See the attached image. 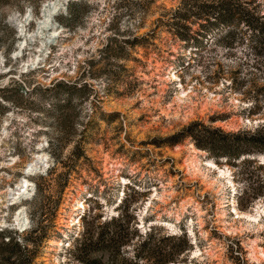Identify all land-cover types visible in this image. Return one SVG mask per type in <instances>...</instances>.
<instances>
[{
    "label": "rangeland",
    "instance_id": "obj_1",
    "mask_svg": "<svg viewBox=\"0 0 264 264\" xmlns=\"http://www.w3.org/2000/svg\"><path fill=\"white\" fill-rule=\"evenodd\" d=\"M46 1L0 0V264H86L85 230L87 264H121L149 233L139 264H264V151L222 156L185 131L264 125V0H67L43 52L15 59L12 15L32 32ZM118 215L128 243L96 242Z\"/></svg>",
    "mask_w": 264,
    "mask_h": 264
},
{
    "label": "trees",
    "instance_id": "obj_2",
    "mask_svg": "<svg viewBox=\"0 0 264 264\" xmlns=\"http://www.w3.org/2000/svg\"><path fill=\"white\" fill-rule=\"evenodd\" d=\"M227 4V3H226ZM220 5L219 9L228 11V6ZM214 7V4L211 2L204 3L202 5V10L204 11V15L207 14V16L212 15L214 18V25H228V22L230 20L223 19L220 16H218L217 12H213L209 9H212ZM200 15V14H199ZM199 123V126L202 128V134H204V138L206 139H198L197 145L207 148L208 150L216 151V153L221 154L222 156L226 157H238L240 155L244 156L245 154H252L254 151H264V125L257 126L254 128V130H237L234 132H224L220 128H214L209 126H204L201 122H192L190 125L187 126L185 129L186 133H189L192 136H195V132L192 131V126ZM204 132V133H203ZM216 133H219V137L222 138V140H227L220 146H215V136ZM215 135V136H214ZM195 139V138H194ZM197 140V139H196ZM210 140V141H208ZM247 157V156H246ZM57 158V157H56ZM245 160V157L242 158V162ZM59 161L57 160V163ZM124 201H127V199H122ZM123 202V201H121ZM241 207H245L246 204H240ZM118 218H110L107 224L116 223L117 222V228L114 231H111L110 235H107V238L104 236V234L99 233L98 237H96V242H101L102 245L108 246L110 243L114 244L117 248L122 247L128 243V233L125 231V227L123 226V223H121V218L119 215ZM136 235H138L135 232ZM154 235L152 233L146 234L145 238L141 240L139 243L140 249L134 252L133 256L131 258H126L125 256L121 257V264H139V261H145L147 258L149 259L152 251L149 247V242L151 241V238ZM162 240L167 239H173L177 238L176 235H170L167 234L162 237ZM91 243V236L88 230H85L80 237H76L74 239V242H76V248L73 250L74 257L77 258V260L81 261L82 263L87 264V260L80 256L77 251H80L84 248L86 245V242ZM180 253V251H173L170 252H161L162 255V264H166L167 261H170L171 259H174L175 256H177Z\"/></svg>",
    "mask_w": 264,
    "mask_h": 264
},
{
    "label": "bare ground",
    "instance_id": "obj_3",
    "mask_svg": "<svg viewBox=\"0 0 264 264\" xmlns=\"http://www.w3.org/2000/svg\"><path fill=\"white\" fill-rule=\"evenodd\" d=\"M67 0H47L41 8V15L38 18V21L36 22V26L34 28V30L32 32H28L27 31V25L32 21L31 18V13H29L27 16L19 18L15 15H12L11 17V22L13 24H15L16 26H18V28H21V33L20 34V40L21 42L19 43L17 49L15 50V59H18L20 56H22L21 54L23 53V50L25 48H27V46H31L33 45V42L36 39H40L41 40V45L39 47H37L39 50L35 51V53L37 52H43V49L45 47V45L47 44V38H50L52 36H55L56 33L58 32V29L56 28L57 24L55 21V16L58 15V13H60L63 9V7L65 6V2ZM64 10V9H63ZM35 54L31 59L28 60L27 62V66L28 65H34L36 63V61H39V57L41 56V54ZM1 58V57H0ZM2 62L0 59V68H1ZM178 101L182 100L181 97L177 98ZM197 152V150H194ZM42 158L37 157L34 161H32V163H30V172L34 171L37 167V163L39 161H41ZM193 163V162H191ZM208 166L216 169L218 168V166L212 162H208L207 163ZM220 169V168H218ZM220 173H222V170H219ZM30 172H26L27 174H29ZM28 185L29 182L28 180H24V182H22V184L20 185L18 192L17 193H13V195L16 194H27L28 191ZM23 189V191H22ZM13 198V196H12ZM81 207H85L84 204L80 205L79 208ZM234 211L236 214H238L237 216H239L240 214L238 213V211L234 208ZM25 220H27L26 215H24V213L22 211H19L15 221L19 226H23ZM53 243H55L56 245H59L60 242L58 241H54ZM264 255V252L262 253Z\"/></svg>",
    "mask_w": 264,
    "mask_h": 264
}]
</instances>
